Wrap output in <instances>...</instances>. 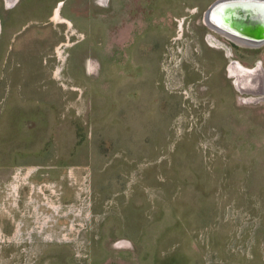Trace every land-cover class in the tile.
Wrapping results in <instances>:
<instances>
[{
  "label": "rangeland",
  "instance_id": "rangeland-1",
  "mask_svg": "<svg viewBox=\"0 0 264 264\" xmlns=\"http://www.w3.org/2000/svg\"><path fill=\"white\" fill-rule=\"evenodd\" d=\"M213 1L0 0V264H264V98L227 71L264 44Z\"/></svg>",
  "mask_w": 264,
  "mask_h": 264
},
{
  "label": "water",
  "instance_id": "water-1",
  "mask_svg": "<svg viewBox=\"0 0 264 264\" xmlns=\"http://www.w3.org/2000/svg\"><path fill=\"white\" fill-rule=\"evenodd\" d=\"M203 19L210 27L250 46L264 44V0H214Z\"/></svg>",
  "mask_w": 264,
  "mask_h": 264
},
{
  "label": "bare ground",
  "instance_id": "bare-ground-1",
  "mask_svg": "<svg viewBox=\"0 0 264 264\" xmlns=\"http://www.w3.org/2000/svg\"><path fill=\"white\" fill-rule=\"evenodd\" d=\"M221 34H224L226 37H228L231 41L234 43L240 45V46H250L246 42H243L231 35H228L226 33L221 32ZM232 67L237 70V78L233 81L234 86L237 88V90L241 93L243 92H250L252 95H258L260 97L264 98L263 93V86H264V74L261 73L257 68L255 69H248L244 67L243 65L238 63H232ZM258 75V79L257 78ZM231 76V75H229ZM257 89V91H253ZM255 100H258V97L255 98Z\"/></svg>",
  "mask_w": 264,
  "mask_h": 264
},
{
  "label": "flooded vegetation",
  "instance_id": "flooded-vegetation-1",
  "mask_svg": "<svg viewBox=\"0 0 264 264\" xmlns=\"http://www.w3.org/2000/svg\"><path fill=\"white\" fill-rule=\"evenodd\" d=\"M55 13H54V16H53V19L54 20H56V21H58V22H61V21H64V19L60 16V14H59V12H58V10L56 9L55 11H54ZM204 20V19H203ZM205 23V22H204ZM206 24V23H205ZM206 26L212 31V32H215V33H217L218 35H220V36H222L223 38H226L227 40H229V41H231L228 37H226L224 34H221V31H219V30H216V29H214V28H212V27H210L208 24H206ZM224 33V32H223ZM212 37V36H211ZM231 42H233V41H231ZM234 43V42H233ZM234 44H236V43H234ZM236 45H238V44H236ZM245 47H247V46H245ZM233 65H232V63H230L229 65H228V68H227V71H228V74L229 75H231V76H229L230 78H232L233 79V81L235 80V79H238L236 76H237V70L235 69V68H233L232 67ZM244 67H246L245 65H244ZM246 68H248V69H255V68H257L259 71H261V73L262 74H264V71H263V69H262V66L258 63V64H255L253 67H246ZM256 79H258V75H257V78ZM264 89V88H263ZM253 91H257V89L255 88V90H253ZM263 92H264V90H263ZM243 93H245V94H247V95H249V96H251V97H253L254 98V100H255V98H257V97H260V96H258V95H252V93H250V92H243Z\"/></svg>",
  "mask_w": 264,
  "mask_h": 264
}]
</instances>
